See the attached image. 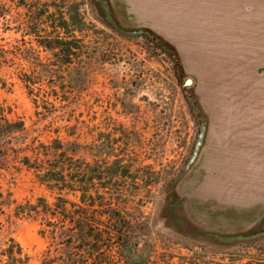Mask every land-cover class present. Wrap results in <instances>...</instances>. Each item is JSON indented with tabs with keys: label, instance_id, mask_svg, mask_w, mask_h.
Segmentation results:
<instances>
[{
	"label": "rangeland",
	"instance_id": "rangeland-1",
	"mask_svg": "<svg viewBox=\"0 0 264 264\" xmlns=\"http://www.w3.org/2000/svg\"><path fill=\"white\" fill-rule=\"evenodd\" d=\"M240 1L0 0V125H23L0 139V253L12 239L27 264H124L112 240L66 251L42 214L15 215L62 198L93 234L109 214L129 225L146 264H264V206L202 198L235 93L264 89V0Z\"/></svg>",
	"mask_w": 264,
	"mask_h": 264
},
{
	"label": "crops",
	"instance_id": "crops-1",
	"mask_svg": "<svg viewBox=\"0 0 264 264\" xmlns=\"http://www.w3.org/2000/svg\"><path fill=\"white\" fill-rule=\"evenodd\" d=\"M225 3L218 0L219 7ZM240 5V0H233V7ZM160 12L169 14L171 10ZM239 92L235 95L243 97L239 106L244 109L236 110L230 122H223L218 144L205 157L208 177L202 182L203 199L235 209L264 206V89Z\"/></svg>",
	"mask_w": 264,
	"mask_h": 264
},
{
	"label": "trees",
	"instance_id": "trees-1",
	"mask_svg": "<svg viewBox=\"0 0 264 264\" xmlns=\"http://www.w3.org/2000/svg\"><path fill=\"white\" fill-rule=\"evenodd\" d=\"M152 36L157 42L164 43V41L157 38L155 35L152 34ZM174 56L177 59L176 54H174ZM193 101L194 103H196L195 100ZM1 123L2 125H0V139L8 137L14 131L22 129L23 127L22 124L10 123L7 121H1ZM23 160L24 164L28 168H31L29 167V160ZM41 178V181L44 184H49V186H51L50 184H52V186H61V188L64 189L66 188L64 187V185L73 184L72 180H70V182L66 181L63 172H55L54 170H49L46 172L44 171ZM68 205H70L71 209L67 208ZM37 214H42L46 218V227L50 229V233L53 235L54 240L58 239L59 236H64V239L62 237L63 241H61L62 244H60V246H62L66 251H72L75 248L77 240L81 241V238H83L81 237V235L85 234V238H94V241L97 245L104 244V242H107L108 240L114 241L115 245H117L118 247L119 257L123 260L124 264L147 263V258L135 251L136 244L131 238V228L129 227V225L123 226L118 219L113 220V218L110 216L111 214L106 216L107 219L112 220V223H110V225L108 224L110 227L103 225L104 223H101L99 221L100 228L97 229L93 234V231H86L85 228L82 229L79 223L76 221L75 215L77 213L75 205L62 198L58 199V204H56L54 207H49L43 200H39L36 206L27 204L24 206H19L15 209L16 216H33ZM65 224H70V226L68 228H65ZM102 225L104 229H101ZM0 256L5 260L4 264L28 263V258L23 255L21 248L17 244H15L12 239L9 240V245L1 251ZM74 263L75 261L72 260L71 257L65 261V264Z\"/></svg>",
	"mask_w": 264,
	"mask_h": 264
},
{
	"label": "water",
	"instance_id": "water-1",
	"mask_svg": "<svg viewBox=\"0 0 264 264\" xmlns=\"http://www.w3.org/2000/svg\"><path fill=\"white\" fill-rule=\"evenodd\" d=\"M185 85H191V81L190 80H187L185 82ZM204 133H205V127L202 126L201 127V131H200V133L198 135V140H197V143H196L194 152H193L192 157H191V159L189 161V165H192L195 162V160H196V158L198 156V152H199L200 148L203 145Z\"/></svg>",
	"mask_w": 264,
	"mask_h": 264
}]
</instances>
